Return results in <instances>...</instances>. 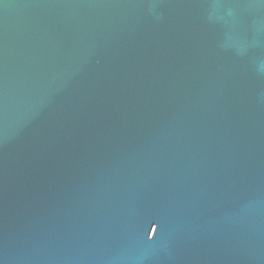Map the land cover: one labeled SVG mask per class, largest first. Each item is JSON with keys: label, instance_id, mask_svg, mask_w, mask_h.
<instances>
[{"label": "water", "instance_id": "water-1", "mask_svg": "<svg viewBox=\"0 0 264 264\" xmlns=\"http://www.w3.org/2000/svg\"><path fill=\"white\" fill-rule=\"evenodd\" d=\"M0 264H264V0H0Z\"/></svg>", "mask_w": 264, "mask_h": 264}]
</instances>
